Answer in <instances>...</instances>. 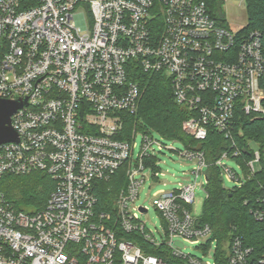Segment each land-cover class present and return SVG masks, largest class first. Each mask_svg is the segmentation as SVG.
Here are the masks:
<instances>
[{
    "label": "built area",
    "instance_id": "2783aa9c",
    "mask_svg": "<svg viewBox=\"0 0 264 264\" xmlns=\"http://www.w3.org/2000/svg\"><path fill=\"white\" fill-rule=\"evenodd\" d=\"M244 28L222 25L205 0H0V99L27 101L11 122L19 142L0 147V181L43 172L54 183L33 214L16 211L0 192V264H167L147 245L166 246L188 264H216L213 229L190 209L195 190L207 193L212 165L232 184L227 190L261 171L258 144L239 143L234 122L238 112L264 120V28ZM138 69L168 77L175 102L190 113L182 125L190 139L205 142L214 131L229 143L214 163L191 145L170 148L195 165V180L155 193L161 240L143 218L149 209L135 205L148 174L155 182L164 175L165 146L145 131L135 160L141 131L122 138L124 116L142 97ZM122 168L126 186L113 212L100 211V184ZM258 185L245 206L264 225ZM186 244L204 255L185 253ZM228 262L264 264V253L232 234Z\"/></svg>",
    "mask_w": 264,
    "mask_h": 264
},
{
    "label": "trees",
    "instance_id": "16d2710c",
    "mask_svg": "<svg viewBox=\"0 0 264 264\" xmlns=\"http://www.w3.org/2000/svg\"><path fill=\"white\" fill-rule=\"evenodd\" d=\"M212 16L222 25L228 27L223 11L222 0H205ZM248 24L245 32L264 28V0H246ZM142 89V97L137 112L124 116L125 126L122 138L131 136L134 130H155L167 140H178L184 145L205 152L209 163H214L220 154L228 149V141L220 134L211 131L205 142L190 139L183 131V122L190 117L188 110L180 107L174 99L171 83L164 74L146 73L138 69L134 73ZM236 137L239 143L253 140L261 153V171L256 178L248 181L243 188L227 190L224 188L220 171L214 165L207 170L208 198L205 202L202 223L213 229V240L217 241L216 264H229L231 235L238 234L244 238L247 246L256 252L264 253V225L257 223L249 214L245 201L260 194L258 183L264 184V120H250L238 112L235 117ZM247 155V153H246ZM249 158V156H246ZM125 169H120L109 183H101L98 189L100 211L112 213L114 201L126 186ZM54 183L43 172L27 175H6L0 181V192L16 211L28 214L45 208ZM131 238V236H130ZM146 252L158 256L167 264H188L175 258L166 246H145Z\"/></svg>",
    "mask_w": 264,
    "mask_h": 264
},
{
    "label": "rangeland",
    "instance_id": "374dc122",
    "mask_svg": "<svg viewBox=\"0 0 264 264\" xmlns=\"http://www.w3.org/2000/svg\"><path fill=\"white\" fill-rule=\"evenodd\" d=\"M223 11L225 14L226 21L229 28L233 31H239L248 24L247 16V2L246 0H228L223 2ZM149 132L154 136V138L165 146L163 150L159 153L158 158L160 160V169L164 175L159 176L155 182L153 178H150L149 170H147L148 180L144 183L143 188L140 191V197L136 201V207L145 206L149 209L148 213L143 216L144 220L147 221L148 226L152 228L159 240H161L160 233L163 230V222L160 213L153 206V199L155 193L164 190L166 192L171 191L178 187L179 183H185L187 180L194 181L195 178L191 174L194 168V164L186 161L177 151L170 150V148L183 151L184 144L180 141L167 140L160 133L155 130L149 129ZM143 132H139L134 140L136 144V149L134 153V159H137V154L142 145ZM229 166L238 170V164L236 162H229ZM205 172V169H203ZM205 176L198 179L199 182H203ZM224 186L226 188H231L232 184L226 179L224 180ZM207 200V193L204 189L197 187L195 190V203L190 207L193 215L198 218H202L204 215L205 202ZM185 253L192 254L196 257L203 256V252L198 250L195 246L186 244ZM215 249V247H214ZM205 260H209L205 257Z\"/></svg>",
    "mask_w": 264,
    "mask_h": 264
},
{
    "label": "water",
    "instance_id": "95a60500",
    "mask_svg": "<svg viewBox=\"0 0 264 264\" xmlns=\"http://www.w3.org/2000/svg\"><path fill=\"white\" fill-rule=\"evenodd\" d=\"M27 106L26 99L21 100H4L0 99V147L9 142H19V137L15 129L12 127V117L21 108ZM183 247L180 242L176 243Z\"/></svg>",
    "mask_w": 264,
    "mask_h": 264
}]
</instances>
